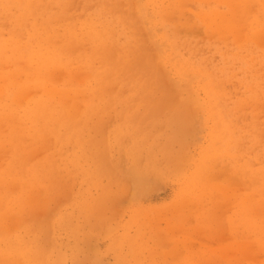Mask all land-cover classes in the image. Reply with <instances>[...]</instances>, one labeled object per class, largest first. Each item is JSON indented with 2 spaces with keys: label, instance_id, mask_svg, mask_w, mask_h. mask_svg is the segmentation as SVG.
I'll list each match as a JSON object with an SVG mask.
<instances>
[{
  "label": "rangeland",
  "instance_id": "obj_1",
  "mask_svg": "<svg viewBox=\"0 0 264 264\" xmlns=\"http://www.w3.org/2000/svg\"><path fill=\"white\" fill-rule=\"evenodd\" d=\"M263 13L0 1V264H264Z\"/></svg>",
  "mask_w": 264,
  "mask_h": 264
},
{
  "label": "bare ground",
  "instance_id": "obj_2",
  "mask_svg": "<svg viewBox=\"0 0 264 264\" xmlns=\"http://www.w3.org/2000/svg\"><path fill=\"white\" fill-rule=\"evenodd\" d=\"M0 1H2V0H0ZM3 1H4V0H3ZM11 1H12V0H11ZM26 1H27V0H26ZM44 1H45V0H44ZM17 2H18V0H17ZM19 2H20V1H19ZM239 3H240V2H239ZM2 4H3V2H2ZM2 4H1V5H2ZM9 5H10V4H9ZM11 5H12V4H11ZM17 5H18V3H17ZM17 5L15 6V4H14L15 7H17ZM22 6H25V5L22 4ZM22 6H21V7H22ZM2 7H3V6H2ZM31 7H33V5H32ZM240 7H241V6H240ZM6 8H7V7H6ZM9 9H10V8H9ZM21 9H22V8H21ZM26 9H28V8H26ZM32 9L34 10V8H32ZM18 10H19V9H18ZM26 11H28V10H26ZM29 11H31V10H29ZM217 11H218V10H217ZM19 13L21 14L22 11L19 12ZM26 13H29V12H26ZM38 13H39V12H36V14H38ZM218 13H219V12H218ZM244 14H245V13H244ZM263 14H264V13H263ZM38 15H39V14H38ZM41 15H42V14H40V16H41ZM27 16H28V14H27ZM139 16H140V15H139ZM223 16H225V15H223ZM238 16H239V15H238ZM28 17H29V16H28ZM140 17H141V16H140ZM227 18H228V20L231 19V18H229V17H227ZM39 19H40V18H39ZM236 19H237V18H236ZM236 19H235V20H236ZM46 20H47V19H46ZM38 21H40V20H38ZM240 21H241V19H240ZM245 21H246V20H245ZM242 22H243V20H242ZM246 22L248 23V21H246ZM262 22H263V21H262ZM38 23H39V22H38ZM230 23H231V22H230ZM35 24H36V23H35ZM44 24H45V22H44ZM87 24H88V22H87ZM87 24H86V25H87ZM259 24H260V23H259ZM32 25H33V24H32ZM221 25H223V27L225 28V25H226V24L224 25V24L221 23ZM246 25H247V24H246ZM260 25H261V24H260ZM37 26H38V24H37ZM39 26H41V25H39ZM50 26H51V25H50ZM52 26H53V25H52ZM87 26H88V25H87ZM92 26H93V24H92ZM94 26H95V25H94ZM32 27H35V25H33ZM41 27H42V26H41ZM96 27H97V26H96ZM223 27H222V28H223ZM228 27H232V25L230 24V25H228ZM243 27H244V26H243ZM35 28H36V27H35ZM37 28H38V27H37ZM37 28H36V30H37ZM90 28H91V27H90ZM220 28H221V27H220ZM224 28H223V29H224ZM234 28H235V26L232 27V29H234ZM247 28H248V26H245L244 31H245ZM30 29H31V28H30ZM30 29H29V30H30ZM50 29H51V28H50ZM56 29H57V28H55V30H56ZM94 29H95V27H94ZM91 30H93V29H91ZM95 30H96V29H95ZM100 30H101V29H100ZM220 30H221V29H220ZM241 30H242V29L240 28L239 31L241 32ZM250 30H251V29H250ZM33 31H34V30H33ZM41 31H42V29H41ZM46 31H47V30H46ZM48 31H49V30H48ZM221 31H222V30H221ZM34 32H35V31H34ZM34 32H33V33H34ZM39 32H40V31H39ZM56 32H57V30L55 31V33H56ZM242 32H243V31H242ZM242 32H241V33H242ZM246 32H247V31H246ZM246 32H245V34H246ZM35 33H36V32H35ZM35 33H34V35H35ZM37 33H38V32H37ZM90 33H92V32H90ZM105 33H106V32H105ZM261 33H262V34L260 35V37L263 38V36H264L263 34H264V33H263V32H261ZM31 34H32V33H31ZM53 34H54V33H53ZM56 34H57V33H56ZM56 34H55V36H56ZM100 34H101V31H100ZM239 34H240V33H239ZM243 34H244V32L242 33V35H243ZM32 35H33V34H32ZM39 35L42 36V35H44V34H39ZM102 35H103V34H102ZM240 35H241V34H240ZM246 35H247V34H246ZM44 36H45V35H44ZM99 36H100V35H99ZM243 36H244V35H243ZM247 36H248V35H247ZM247 36H245V37H247ZM257 36H258V35H257ZM39 37H40V36H39ZM50 37H51V34H50ZM103 37H104V36H103ZM53 38H54V35H53ZM40 40H41V39H40ZM52 40H53V39H52ZM96 40H97V39H96ZM262 40H264V39H262ZM262 40H261V41H262ZM35 41H38V40L36 39ZM35 41H33V42H35ZM33 42H32V43H33ZM40 42H41V41H40ZM42 42H43V41H42ZM48 42H49V41H48ZM76 42H77V41H76ZM146 42H147V41H146ZM37 43H38V42H37ZM37 43H36V45H37ZM91 43H92V40H91ZM7 44H8V43H7ZM34 44H35V43H34ZM129 44H130V43H129ZM5 45H6V44H5ZM23 45H24V43H23ZM38 45H39V44H38ZM44 45H45V44H44ZM46 45H47V44H46ZM91 45H92V44H91ZM149 45H151V44H149ZM34 46H35V45H34ZM92 46H95V45H92ZM100 46H101V45H100ZM108 46H109V45H108ZM37 47H38V46H37ZM37 47H36V49H37ZM29 48H30V47H28V50H29ZM57 48H58V47H57ZM60 48H61V47H60ZM109 48H110V47H109ZM43 49H45V48H43ZM30 50H31V49H30ZM32 50H33V49H32ZM129 50H130V48H129ZM3 51H4V50H3ZM0 52H1V51H0ZM38 52H39V51H38ZM44 52H45V51H44ZM46 52H47V51H46ZM46 52H45V53H46ZM143 52H144V51H143ZM30 53H31V52H30ZM45 53H42V54L45 55ZM37 54H38V53H37ZM46 54H47V53H46ZM31 55H34V54L32 53ZM38 55H39V54H38ZM48 56H49V55H48ZM28 57H29V56H28ZM31 57H32V56H31ZM34 57H35V56H34ZM37 57H38V56H37ZM39 57H40V56H39ZM54 57H56V56H54ZM29 58H30V57H29ZM44 58L47 60V58H46L45 56H44ZM56 58H57V57H56ZM27 59H28V58H27ZM37 59H38V58H37ZM45 59H44V60H45ZM132 60H133V59H132ZM42 61H43V60H42ZM44 62L46 63V61H44ZM47 62H48V60H47ZM108 62H109V61H108ZM3 63H4V62H3ZM26 63H27V62H26ZM42 63H43V62H42ZM42 63H41V64H42ZM45 63H43V64H45ZM50 63H51V61H50L49 63H47V65L50 66ZM103 63H104V62H103ZM110 63H111V62H110ZM47 65H46V66H47ZM38 67H41V65H39ZM38 67H37V69H39ZM47 67H48V66H47ZM44 69H45V68H44ZM27 70H28V69H27ZM29 70H30V69H29ZM39 70H40V69H39ZM39 70H38V71H39ZM38 71H37V72H38ZM12 73H13V72H12ZM38 73H41V70H40ZM42 73H44V72H42ZM1 74L3 75V74H5V73L1 72ZM13 74H14V73H13ZM2 75H1V76H2ZM37 75H38V74H37ZM1 76H0V78H1ZM10 76H11V75H10ZM102 76H103V75H102ZM8 78L11 79V77H8ZM3 79H5V76L3 77ZM111 79H112V78H111ZM2 81H3V80H2ZM4 81H5V80H4ZM8 84H9V83H8ZM14 85H15V84H14ZM4 86H5V85H4ZM13 87H14V86H13ZM51 87H52V85H51ZM49 88H50V87H49ZM54 88H57V87H54ZM22 89H23V88H22ZM8 90H9V89H8ZM52 90H54L53 87H52ZM57 90H58V89H57ZM55 91H56V90H54L53 93H54ZM0 92H1V91H0ZM53 93H52V96H53ZM19 94H20V93H19ZM47 99H48V98H47ZM49 99H50V98H49ZM45 101H46V100H45ZM52 101H53V100H52ZM46 102H48V101H46ZM50 103H52V102H50ZM53 103H54V102H53ZM47 106H48V105H47ZM51 106H52V105H51ZM39 107H40V106H39ZM61 108H62V107H60V109H61ZM39 109H40V108H39ZM7 117H8V116H7ZM0 118H1V117H0ZM11 119H12V118H11ZM12 121H13V120H12ZM14 123H15V122H14ZM43 129H44V128H43ZM137 170H138V169H137ZM128 171H129V170H128ZM139 171H140V170H139ZM144 174H145V173H144ZM147 176H148V175H147ZM147 176H146V178H147ZM133 178H134V177H133ZM133 178H131L133 181L130 179L132 182L135 181ZM144 180H145V178H144ZM131 181H130V182H131ZM138 181H141V180L138 179ZM140 183H141V182H140ZM142 183H143V182H142ZM142 183H141V184H142ZM138 187L140 188L141 185L138 186ZM257 201H258V200H257ZM257 203H258V202H257ZM250 205H252V204H250ZM259 206H260V205L258 204V206L255 205L254 207H259ZM257 210H259V209H257ZM249 221H250V220H249ZM14 222H16V221H14ZM248 223H249V222H248ZM15 228H16V227H15ZM6 254H7V253H6Z\"/></svg>",
  "mask_w": 264,
  "mask_h": 264
}]
</instances>
